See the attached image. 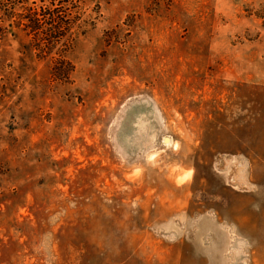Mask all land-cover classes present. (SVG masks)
Listing matches in <instances>:
<instances>
[{"label": "rangeland", "instance_id": "obj_1", "mask_svg": "<svg viewBox=\"0 0 264 264\" xmlns=\"http://www.w3.org/2000/svg\"><path fill=\"white\" fill-rule=\"evenodd\" d=\"M31 3L0 12V264H264V0Z\"/></svg>", "mask_w": 264, "mask_h": 264}, {"label": "trees", "instance_id": "obj_2", "mask_svg": "<svg viewBox=\"0 0 264 264\" xmlns=\"http://www.w3.org/2000/svg\"><path fill=\"white\" fill-rule=\"evenodd\" d=\"M15 1H17L18 4L20 5L19 7L20 13H14L13 9L12 10L4 9L2 7V3L5 1L0 0V12H2L1 18H3L2 21L10 22L9 20L11 18H17L15 27H24L25 30H27L28 32H34L36 30H39L40 29L39 27H44V25H46V21H47L46 18H52L54 20L53 10L48 7L35 8L34 3L28 4L31 0H15ZM47 12H51V13L47 14ZM56 23L60 24V21L56 20ZM11 24L14 25L13 23ZM50 26L54 27L55 23L54 25L52 23V25H49L48 27ZM8 27H10V25H8ZM4 33L5 32H2V34Z\"/></svg>", "mask_w": 264, "mask_h": 264}]
</instances>
